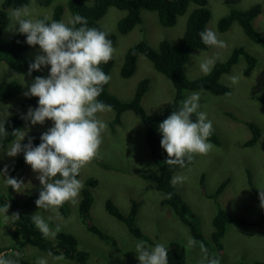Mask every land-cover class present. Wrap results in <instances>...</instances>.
<instances>
[{
  "label": "rangeland",
  "instance_id": "obj_1",
  "mask_svg": "<svg viewBox=\"0 0 264 264\" xmlns=\"http://www.w3.org/2000/svg\"><path fill=\"white\" fill-rule=\"evenodd\" d=\"M2 1L0 0V5ZM51 1L52 3L46 7L35 1L25 5L31 12L28 18L37 20L40 15L50 17L56 4H67V0ZM61 1H66V3ZM84 1L92 4L95 0ZM254 1L261 2L263 7L255 22L256 26L264 32V0H244V6ZM234 4H237L234 0L207 1L206 7L212 11L210 20L215 28L219 29L218 22ZM190 6L192 9L193 4ZM125 14V10L111 6L99 20L105 30L112 31L117 36L116 44L113 46L114 63L109 73L111 79L108 83V90L119 99L127 101L135 94L140 81L148 78L149 85L141 104L147 113L158 112L172 102L176 92L174 85L164 74L156 70L144 54L138 55L136 69L131 76H121L120 69L125 52L140 40H146L156 49L163 39L172 43L178 41L186 29L188 14L178 16L175 25L170 27L159 22L157 11L141 8V24H137L132 31L121 34L117 24ZM71 16L68 10H65L62 15L65 21H69ZM11 24L12 21L9 26ZM9 26L8 32H5L14 33L15 30L9 29ZM16 27L18 28V25ZM226 37L230 50L234 46H242L252 54H257L259 60L264 59L262 53L264 49L254 44L239 25H233ZM227 49L228 44L223 48L208 46L192 50L184 65L187 76L198 78L204 75L200 71L199 64L206 59L215 58V66L225 59L223 51L228 53ZM43 54L39 45H32L25 58L35 61L37 55ZM245 65L243 56H240V60L231 67L230 71L223 74L221 81L228 86L231 76L239 77V82L229 86V92L224 95H214L204 89L185 92L186 97L192 93H200L201 98L204 94L206 110L200 104L198 111L207 113V119L212 121L213 129L218 132L221 146L217 147L213 144L214 147L206 155H199L197 159L192 160L194 161L192 164L178 168L177 174L184 171L189 173L186 181L182 184L178 183L177 188L183 192V200L189 206L190 212L198 217L196 221H198L199 229L207 238L213 231L212 220L217 213V205L224 207L232 216L245 218L248 221L243 224L238 221L229 223L224 238L225 247L222 251H212V258L218 259L220 264H236L239 261H243L244 264H264V208L261 207L259 198V188L264 189V105L254 98L257 93L263 92L261 88L264 85V66L259 63L258 68H255L251 74L245 75ZM49 66H41L40 70H45ZM0 75L1 77H17L22 84L21 94L11 99L0 100V121H6L5 118L12 114H21L25 118L30 108L38 107V102L31 105L24 103V99L28 97L24 93L28 91L35 77L20 74L8 65L2 66L1 64ZM45 75L44 71L42 77ZM226 113H233L246 119L240 123L235 122ZM96 116L107 124V129L101 133L102 143L98 155L80 170L77 178L82 181L83 187L89 178L97 181V184L91 188L93 202L88 213L82 215L78 211L80 193L76 198V203H65L67 206L65 215L59 211V218L51 210L39 209L35 204L38 198L29 200L31 193H36L42 188L37 178L39 174L34 172L26 162H24L18 180L22 182L21 191L17 192L13 189L11 192L13 198L16 201L19 200L21 205L23 204L20 212L27 215L40 214L51 228L54 229L59 224L61 231L75 236L79 248L89 251V264H139L136 254H128V251L136 252V243L143 240L135 237L105 208L106 200L111 198L119 210L127 214L131 209V200L135 199L139 204L135 217L136 224L144 234L152 239V241H147V246L151 248L159 243L168 248L169 243L176 240L185 248L187 256L185 264H208L210 258H204V253L197 242L190 249L187 247L189 238L194 239L190 227L178 219L169 207L158 205L161 193L155 188L153 182L144 177L147 173L155 172L153 168L157 170V164L153 163L152 158L148 161L149 154H146L148 148L145 142H142L145 133L140 118L133 110H124L121 122L112 127L109 124L115 116V110L112 107L110 111L98 112ZM24 118L19 131L25 133L24 138L33 131H37L41 137L54 125V122L49 119H46L42 125L39 123L32 125L30 120H24ZM256 119L262 123L263 136L253 146L244 147V141L252 136L244 121ZM159 138L162 139L160 131ZM11 144L6 145L4 147L6 149L0 153V190L3 193L8 191L5 180L18 155L15 157L7 155ZM161 154L167 157L163 148ZM5 166H7L6 174H4ZM202 177H204L203 182ZM227 178H230L229 183L224 181ZM224 183L225 186L222 187ZM218 186L222 188V192L215 198L210 197ZM26 200L30 201L27 205H25ZM13 214L14 211L10 208L6 213L0 212V246L10 247L16 253L21 254L23 260H28L32 264H36L40 258L45 259L47 264H84L76 257L64 254V260L57 261L54 257L60 254L49 255V252L27 243L22 237L15 236L13 230L16 226L13 222L15 219L12 217ZM49 217L52 219L49 220ZM92 223L113 236L117 242V248L111 242L92 233L88 228ZM47 239L55 241L56 237Z\"/></svg>",
  "mask_w": 264,
  "mask_h": 264
},
{
  "label": "trees",
  "instance_id": "obj_2",
  "mask_svg": "<svg viewBox=\"0 0 264 264\" xmlns=\"http://www.w3.org/2000/svg\"><path fill=\"white\" fill-rule=\"evenodd\" d=\"M37 2L39 5L46 7L52 3L51 0H3L0 5V64L8 65L9 68L19 72L20 74H28L32 77L43 76L44 71L47 78L50 74V66L46 70H33L29 74V66L34 61L25 58L26 53L32 45L26 43V35L20 34L17 31L14 33L9 32L8 26L11 23L10 10L15 8H21L28 5L31 2ZM208 0H95L92 4L86 3L84 0H67V4H56L53 7L50 19L46 23L51 21H63L66 25L68 21L63 20V12L68 10L71 12V18L79 14L87 19V26L97 28L98 30L107 33V38L111 41L112 46L116 44L117 36L112 31L105 30L99 23L101 17L105 15L109 7L115 6L119 9L125 10L126 14L118 21L117 27L121 34L132 31L137 24H141V8L157 11L159 22L164 26H174L178 16L188 14L186 29L180 39L174 43L163 39L159 43V47L156 49L152 47L146 40H140L135 45L128 48L125 52L124 61L120 69V74L123 77L131 76L137 65L138 55L144 54L154 65L156 70L164 74L174 85L176 92L172 102L166 105L163 109L154 113H147L141 104L142 97L146 92L149 81L148 78L143 79L137 86L135 94L130 100H121L116 95L112 94L108 90V83L103 86L101 95L97 98L106 105H110L116 113L113 120L109 121L110 126L114 127L121 122V115L124 110H133L134 113L140 118L143 126L144 136L142 142L146 144L150 157L158 165V170L155 172L145 174V178L154 183L155 188L160 191L159 206L169 207L172 213L178 217L182 222L188 225L191 229L194 240L200 244L202 243L208 250V256H212L213 250H223L224 238L228 228V225L232 221H238L240 223H248L247 219L241 217L232 216L224 207L217 205V213L214 215L212 224L213 231L209 238H207L199 229L198 217L194 216L190 212L189 206L183 200V192L178 190L177 186L186 181L188 173L187 171L181 172L179 175L186 177L182 183L172 186L170 181L173 178V171L180 166L176 165L169 167L164 161L166 156L161 154V144L159 138V123L166 119L173 111H178L182 106L181 102L188 97L185 96L186 91H195L201 88L209 89V93L214 95H224L229 92V86L221 81L223 74L229 72L231 67L240 60V56H243L246 65L244 74H251L255 68H258V64L264 66V59L259 60L257 54L244 49L242 46H234L233 49H229L228 53L223 51L225 59L217 63L210 74L202 75L198 78H190L186 74L184 67L188 61L192 50L197 48H207L208 46L203 44L199 33L204 31L206 22L210 20L212 11L206 7ZM237 4L232 5L230 11H228L218 22V28L220 31H227L233 24H237L242 27V30L246 36L253 41L254 44L260 45L264 49V32L256 26V19L261 14L263 7L261 2L254 1L251 4L244 6V0H234ZM62 2V1H61ZM62 3H66L62 2ZM246 3V2H245ZM190 4H193L192 9ZM46 15H40L38 19H43ZM49 17V16H48ZM71 26V25H69ZM80 25H76L79 27ZM6 31V32H5ZM227 41V40H225ZM232 51V53H229ZM264 54V51L262 52ZM114 63V57L107 64H101L102 70L109 75ZM263 92L257 93L255 99L264 105V85L261 88ZM22 92V84L17 77H1L0 75V100L11 99L18 96ZM205 96L202 94L200 98V104L204 105ZM38 97L28 96L24 99L25 105H31L38 102ZM203 100V101H201ZM23 102V101H22ZM38 104V103H37ZM226 115L232 118L235 122H242L246 118L239 117L233 113H226ZM249 117V115L247 114ZM21 114H12L5 119V129L8 132L7 137H0V153L4 151L6 145H10L16 140L14 131H20L23 123ZM193 122L196 120L195 114L191 117ZM25 120V118H24ZM252 133L251 138L244 141V147L253 146L263 136L260 121L251 120L244 121ZM158 125V126H157ZM114 129V128H113ZM29 138H32L33 147L40 144V136L37 131L31 132L26 138H24L22 145L28 143ZM209 142L217 147L221 146V141L218 138V132L213 129L212 135L209 137ZM4 148V149H2ZM195 158V157H194ZM226 158V157H225ZM227 159V158H226ZM25 159L23 151L20 152L14 161L12 168L8 173V177H13L19 180L21 170L23 168ZM192 161L190 164H192ZM187 158H185V165L188 164ZM194 165V164H193ZM7 177V178H8ZM78 178V176H77ZM204 177H202L203 182ZM229 183L230 178L224 180ZM97 184L96 179H87L85 187L80 192V200L78 211L82 215L88 213L93 202L92 187ZM225 186V183L222 187ZM12 188L8 186V191L3 193L0 190V207L5 203L10 204V209H13L14 213L17 211L20 215L19 219H14L13 222L16 228L13 230L15 236L22 237L27 243L37 246L39 249L47 251L53 255L64 254L66 256L76 257L80 262L89 264L88 259L90 254L88 250H82L78 246L77 239L70 233L60 231L55 237L56 240H49L44 238L39 230L34 226L30 214L20 212L21 205L19 200H15L12 193ZM42 190L40 188L38 192L31 193L29 200L39 198V193ZM222 192V188L217 187L216 191L211 194L210 197L215 198L216 195ZM171 194V195H169ZM11 196V198H9ZM26 200L25 205L30 201ZM138 202L131 200V209L129 213H122L118 206L111 198H108L105 202V208L108 213L118 220H120L127 229L135 236L143 241H152V239L144 234L140 227L136 224V214L138 208ZM65 204L59 209L65 215ZM88 228L97 235L99 238L111 242L117 248V242L113 236L104 232L95 224H91ZM65 233V234H64ZM23 244V243H22ZM149 247V245H148ZM10 247L0 246V254L4 250H8ZM168 251V264H185L186 263V251L179 241L173 240L169 243ZM15 252H7L3 256L5 258L17 259ZM128 254L135 255L136 252L128 251ZM20 254V264H32L28 260H23ZM137 256V254H136ZM236 264H244L243 261H239ZM255 264V263H253ZM260 264V263H259Z\"/></svg>",
  "mask_w": 264,
  "mask_h": 264
},
{
  "label": "clouds",
  "instance_id": "obj_3",
  "mask_svg": "<svg viewBox=\"0 0 264 264\" xmlns=\"http://www.w3.org/2000/svg\"><path fill=\"white\" fill-rule=\"evenodd\" d=\"M9 15L12 21L9 29L25 34L26 43L39 45L44 53L37 55L35 61L30 64L29 74L33 70H40L41 66L50 65L49 76L35 77L28 91L24 93L25 96L39 98L38 107L30 108L25 119L30 120L32 125H42L49 119L54 125L41 135V143L35 147L32 145V138L22 145L25 133L14 131L13 134L17 138L8 147L7 155L15 157L23 151L25 162L39 174L37 178L42 185L35 204L39 209L55 212L59 218V209L65 203H76L83 187L77 176L80 170L98 155L102 143L101 133L107 129V124L98 119L96 114L110 111L111 106L97 98L101 95L103 86L111 79L100 66L112 59L114 48L106 32L88 27L87 19L79 14L70 18L67 25L63 21L55 20L46 23L50 19L48 16L37 20L29 19L31 12L28 6L14 9ZM230 28L224 32L220 31L221 29L215 28L209 20L199 36L203 44L223 48L227 44L229 46V41L226 43L225 40H228L226 35ZM214 64L215 58L206 59L199 64L200 71L208 75ZM229 79V86L239 82V77L235 75ZM199 101L200 93H192L181 102L182 106L178 111H173L159 124L158 130L162 133L160 144L168 157L164 163L169 167H185L214 147L209 142L213 133L212 121L207 119V113L198 111ZM193 114L196 116L195 122L191 119ZM7 134L5 120L0 121V137L6 138ZM150 158L149 154L148 160ZM185 158L189 162L186 165ZM153 163L156 164L154 160ZM157 170L153 168V171ZM6 173L7 166L4 169V174ZM172 175V186L186 179L177 174V169ZM5 182L15 191H21L22 182L16 178L8 177ZM259 189L261 207L264 208V189ZM9 207L10 204L5 203L0 207V212L6 213ZM12 217L19 219L20 215L14 213ZM31 219L44 238H55L62 230L59 224L54 229L51 228L40 214L32 215ZM48 219L51 220L52 217ZM195 244L196 241L189 238L187 247L190 249ZM135 248L139 264H168V251L163 244L157 243L150 248L146 241H139ZM200 249L205 259L210 258L208 264H220L218 259L208 256V250L202 243ZM7 252L15 250H4L0 254V264H20L19 253L15 252L17 259H10L3 256ZM54 259L61 261L64 256L60 254ZM36 264H47V261L40 258Z\"/></svg>",
  "mask_w": 264,
  "mask_h": 264
},
{
  "label": "bare ground",
  "instance_id": "obj_4",
  "mask_svg": "<svg viewBox=\"0 0 264 264\" xmlns=\"http://www.w3.org/2000/svg\"><path fill=\"white\" fill-rule=\"evenodd\" d=\"M124 168V167H123ZM65 234V233H64Z\"/></svg>",
  "mask_w": 264,
  "mask_h": 264
},
{
  "label": "crops",
  "instance_id": "obj_5",
  "mask_svg": "<svg viewBox=\"0 0 264 264\" xmlns=\"http://www.w3.org/2000/svg\"><path fill=\"white\" fill-rule=\"evenodd\" d=\"M149 161V160H148Z\"/></svg>",
  "mask_w": 264,
  "mask_h": 264
}]
</instances>
